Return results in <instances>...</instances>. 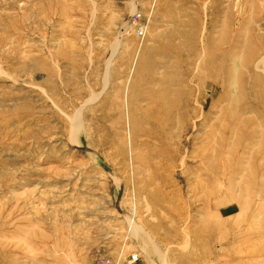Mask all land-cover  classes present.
<instances>
[{"label":"rangeland","instance_id":"obj_1","mask_svg":"<svg viewBox=\"0 0 264 264\" xmlns=\"http://www.w3.org/2000/svg\"><path fill=\"white\" fill-rule=\"evenodd\" d=\"M0 264H264V0H0Z\"/></svg>","mask_w":264,"mask_h":264},{"label":"bare ground","instance_id":"obj_2","mask_svg":"<svg viewBox=\"0 0 264 264\" xmlns=\"http://www.w3.org/2000/svg\"><path fill=\"white\" fill-rule=\"evenodd\" d=\"M247 43V42H246ZM245 43V44H246ZM243 47V46H242ZM246 49V48H245ZM248 49V48H247ZM237 50V49H236ZM239 50V49H238ZM243 51V50H242ZM236 52V51H235ZM245 53V52H244ZM235 54V53H234ZM231 55V53H226V56H230ZM235 58H236V56H235ZM254 58H255V53H252V55L251 56H249V57H246L245 59H244V61H245V67L247 68V69H249V67L251 66V64H252V62H253V60H254ZM234 60V59H233ZM243 61V62H244ZM235 62V61H234ZM233 63V62H232ZM236 64V63H235ZM239 64V63H238ZM225 65V64H224ZM243 65V64H242ZM234 66H237V65H234ZM224 67V66H223ZM226 67V66H225ZM217 69V68H216ZM224 81V80H223ZM230 86V85H229ZM174 103H172V104H178L177 103V100L175 99V101H173ZM151 106V105H150ZM166 109H168V107L166 106V103L165 102H158V104H156V106H154L152 109H150L151 111H148L147 112V114H148V116H150V117H152V118H154L156 121H158L159 119H158V117L160 116L159 115V113H161L162 115H164V116H166V113L169 111V110H166ZM160 121V120H159ZM205 147V146H204ZM202 149V148H201ZM203 150V149H202ZM206 151H207V148H206ZM205 152V151H204ZM204 156H206V158L205 159H207V154H206V152H205V154H204ZM206 161V160H205ZM250 168V167H249ZM247 170H249V169H247ZM231 185V184H230ZM238 186V185H237ZM242 187V186H241ZM234 188V187H233ZM237 192V191H236ZM256 246V245H255ZM254 251V250H253Z\"/></svg>","mask_w":264,"mask_h":264},{"label":"built area","instance_id":"obj_3","mask_svg":"<svg viewBox=\"0 0 264 264\" xmlns=\"http://www.w3.org/2000/svg\"><path fill=\"white\" fill-rule=\"evenodd\" d=\"M133 258H135V257H133Z\"/></svg>","mask_w":264,"mask_h":264}]
</instances>
